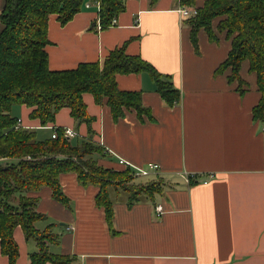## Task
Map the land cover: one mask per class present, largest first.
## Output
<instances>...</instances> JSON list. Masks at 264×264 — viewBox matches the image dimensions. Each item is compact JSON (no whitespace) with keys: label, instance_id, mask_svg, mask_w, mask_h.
<instances>
[{"label":"crops","instance_id":"crops-1","mask_svg":"<svg viewBox=\"0 0 264 264\" xmlns=\"http://www.w3.org/2000/svg\"><path fill=\"white\" fill-rule=\"evenodd\" d=\"M191 1L199 8L206 0ZM5 4L0 0V15ZM178 6V0H159L154 6L150 0H128L116 24L99 29V5L86 0L69 23L61 25L57 15L49 20L51 70L101 62L128 42L129 55L170 75L180 90V102L171 107L148 72L120 74L117 86L142 92L152 117L141 119L132 109L117 121L105 102L99 105L91 93L84 94L94 118L93 139L105 148L99 164L117 171L126 169L121 160L137 169L154 164L157 171L149 177L160 179L163 190L131 206L127 196L111 197V226L95 203L99 189L83 187L76 174H60L70 208L54 200L47 187L32 193L47 217L36 227L52 226L59 238L50 251L73 258L72 264H264V124L253 119L252 111L261 100L258 81L247 62L241 70L243 95L238 82L227 81L229 72L215 75L228 57L230 41L219 32L218 41H211L202 29L196 49ZM30 111L14 105L11 114L26 129L77 127L80 137L88 135L86 124L78 126L67 108L58 112L54 127H42ZM14 235L16 264H30L38 250L35 240H27L20 226ZM0 264H9L1 246Z\"/></svg>","mask_w":264,"mask_h":264},{"label":"trees","instance_id":"trees-1","mask_svg":"<svg viewBox=\"0 0 264 264\" xmlns=\"http://www.w3.org/2000/svg\"><path fill=\"white\" fill-rule=\"evenodd\" d=\"M1 12L0 33V246L9 264L19 258L14 232L20 226L27 240H35L37 251L30 255V264H72L73 258L50 251L58 243V235L48 225L39 230L36 223L45 221L38 211V197L32 193L43 188L52 191L54 200L70 208V199L62 190L60 174H76L83 187L99 189L95 203L104 209L111 226L113 193L126 191L129 205L153 198L163 190L160 179L137 183L138 175L127 167L114 170L99 164L106 156L105 148L94 141V118L87 113L84 94L91 93L97 104L106 103L114 119L125 110H136L141 119L152 117L144 107L142 92L124 91L117 86L118 75L148 72L160 94L171 107L180 102V90L170 75L156 70L139 55H129L127 45L115 48L101 62L80 63L71 70L53 71L47 53L48 25L56 16L65 25L79 13L86 0H5ZM99 5V22L108 29L114 18L124 13L128 0H91ZM159 0H150L152 6ZM192 6L191 0H181ZM198 14L184 24L191 28V39L198 48V32L204 29L211 41L216 32L225 35L231 47L228 57L218 65L215 75L228 73L230 84L244 94L242 64L248 63L258 81L261 100L253 107V119L264 124V0H206L197 7ZM14 105L30 108L29 117L42 127L56 124L63 108L70 110L78 126L86 124L88 135L72 143L64 128L54 127L56 138L37 139V132L26 129L11 114ZM53 133V134H54ZM52 134V135H53Z\"/></svg>","mask_w":264,"mask_h":264},{"label":"built area","instance_id":"built-area-1","mask_svg":"<svg viewBox=\"0 0 264 264\" xmlns=\"http://www.w3.org/2000/svg\"><path fill=\"white\" fill-rule=\"evenodd\" d=\"M178 3H179V6L177 8V11L180 13V15L182 16V18L184 20L188 19V17H194L198 14L199 10H197L196 7H194V6H182L181 0H178ZM116 22H117V18H114L111 26H114V24H116ZM98 28L102 29L100 22L98 24ZM20 122H21V119H19V123ZM64 131H65L66 136L71 138V139L78 136V133L76 131L71 130V129L64 128ZM52 137L56 138V132L52 135ZM120 162L122 164H124L126 166V168L129 167L132 170H134V173H136L138 175V177H148L150 174L157 171V166L154 164H150L146 168H143V169H137L134 167L132 168V166L124 160H121ZM210 176L215 177L214 174H211ZM205 183H207V182H205ZM156 211H157V213H161L163 211V209L161 206H157ZM78 264H85V263L78 262Z\"/></svg>","mask_w":264,"mask_h":264},{"label":"rangeland","instance_id":"rangeland-1","mask_svg":"<svg viewBox=\"0 0 264 264\" xmlns=\"http://www.w3.org/2000/svg\"><path fill=\"white\" fill-rule=\"evenodd\" d=\"M74 131H76L77 133L79 132V131H77V127H76V129H74ZM35 132H37V139L41 140V141H45V139L50 138L52 136V134H53L52 130L49 129V128L42 129V128L39 127V128H37L35 130ZM81 140H82V137H80L79 133H78V136L72 138V143L76 144L78 142H81ZM150 180H152V176H150V177L148 176V178H146V177H138V178H136L135 181L137 183H148V181H150ZM123 196H128L126 191L122 190V192H120L119 195H116L115 191H114L112 198L123 197ZM41 222H44V221H41Z\"/></svg>","mask_w":264,"mask_h":264}]
</instances>
